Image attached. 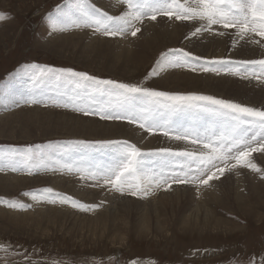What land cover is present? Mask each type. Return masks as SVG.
I'll return each mask as SVG.
<instances>
[{"label":"rangeland","instance_id":"1","mask_svg":"<svg viewBox=\"0 0 264 264\" xmlns=\"http://www.w3.org/2000/svg\"><path fill=\"white\" fill-rule=\"evenodd\" d=\"M114 2L121 5L116 13L96 0H90L109 15L117 16L124 11L125 5L120 0ZM64 4L65 0H0V12L7 17L0 21V114L14 111L11 119H0V153L22 151L29 147L48 153L49 145L60 150L59 146L75 140L122 139L135 143L144 151L163 147L175 151L199 147L174 140L159 131L149 133L126 120H104L50 103L47 106L17 105L5 100L6 85L21 88L14 74L26 64L72 68L100 79L143 83L161 91L195 92L264 108V79H244L223 71L215 74L199 70L193 72L189 68H170L157 77L145 80L159 54L169 48H184L207 59H264L263 50L258 56L250 57L248 49L239 46L241 40L233 45L236 37L234 29L225 31L228 34L225 38L227 43L222 48L205 45V41H200L204 40L202 37L191 36L197 26L192 24L197 22H182L163 16H158L155 21L145 18L142 24L137 25L141 31L136 36L129 33L110 37L87 27H73L49 35V25L44 17L57 5ZM164 25L178 26L180 34L170 37L166 33L152 35L146 32L148 27L159 30ZM213 29L212 32H203V35L223 31L220 26H213ZM63 33H67L65 37H62ZM80 35L83 37L80 38ZM52 36L60 38L56 41L58 43L50 42ZM136 63H140L139 66ZM169 72L189 73L197 77L175 82L163 80ZM207 76L208 81L205 80ZM222 78L228 87L215 84ZM56 87V82L51 81L45 90L54 95ZM24 108L40 109L53 115L50 119L55 123L28 125V120L39 117L37 112L19 117L16 113ZM73 116L96 124H123L133 128L134 132L138 131L134 136H125L124 133L120 136L119 130L113 137L68 135L69 132L60 129L56 123L68 121ZM180 119L187 122L192 117L182 116ZM102 132L99 130L97 133ZM137 134L139 139L135 138ZM149 138H156L157 143L146 146L145 139ZM111 155V149H81L79 153L72 154V159L83 156L92 163L106 164ZM57 159L60 157L54 156L47 167L38 171L33 169L31 174L24 170L0 172L1 176L29 181H24L21 187L16 185L15 189H0V214L3 215H0V245L5 246L4 250H0V264H260L264 259V173L238 167L233 171L226 170L223 176L209 181L208 185H200L198 181L173 184L171 188H153L146 196H132L115 191L110 186H93L96 181L60 168L55 163ZM252 159L264 169V154L253 153ZM62 163H71V160L64 158ZM45 188L97 207L84 210L79 206L73 207L71 202L61 203L55 196L34 200L32 195H25L33 193L39 197V190ZM9 200L30 207H9L6 203ZM16 214L26 216L27 221L14 219ZM205 216L208 218L203 221Z\"/></svg>","mask_w":264,"mask_h":264},{"label":"snow or ice","instance_id":"2","mask_svg":"<svg viewBox=\"0 0 264 264\" xmlns=\"http://www.w3.org/2000/svg\"><path fill=\"white\" fill-rule=\"evenodd\" d=\"M120 3L125 5L124 11L113 16L90 0H65L63 6L57 5L44 17L49 25V35L73 27H87L110 37L129 33L136 36L141 31L137 25L142 24L145 18L155 21L158 16H163L199 23L191 36L212 32L213 26H220L223 31L217 34L221 36L226 30H235L233 45L246 40L264 47V0H120ZM6 18L5 13L0 12V21ZM170 68L217 74L223 71L244 79H264V59H207L184 48H169L159 54L145 80ZM14 79L20 82L21 88L6 85L4 99L17 105L47 106L50 103L70 107L104 120H126L149 133L159 131L174 140L199 147L180 151L167 147L144 151L135 143L122 139L75 140L59 146L60 150L49 145L48 153L32 147L0 153V172L24 170L31 174L33 169L38 171L47 167L53 157L58 156L60 159L55 163L60 168L96 181L93 186H110L132 196H146L153 188H171L173 184L198 181L200 185H208L209 181L223 176L226 170L233 171L238 167L264 173V169L252 159L253 153L264 154V108L195 92L161 91L143 83L100 79L72 68L57 69L39 64L23 65L14 74ZM51 81L57 85L54 95L45 90ZM182 116L192 119L185 122L180 119ZM93 148L111 149L109 162L96 164L83 156L72 159L74 152ZM64 158L70 159L71 163H62ZM39 191V197L33 193L25 195H32L34 200L55 196L61 203L71 202L73 207L79 206L84 210L97 207L82 204L51 188ZM6 203L9 207H30L18 201ZM4 249L5 246L0 245V250ZM260 264H264V259Z\"/></svg>","mask_w":264,"mask_h":264},{"label":"bare ground","instance_id":"3","mask_svg":"<svg viewBox=\"0 0 264 264\" xmlns=\"http://www.w3.org/2000/svg\"><path fill=\"white\" fill-rule=\"evenodd\" d=\"M100 5H102V6H104V7H106V9L107 10H109L110 12H113V13H116L117 12V10L119 9V7L121 6L118 2H114V0H96ZM116 3V4H115ZM155 23V22H154ZM192 23V22H191ZM189 24V23H188ZM158 25V24H157ZM194 27L196 26V27H199V23H194V24H192ZM154 26V25H153ZM152 26V27H153ZM171 26V25H170ZM170 26H168L167 27V25L165 26H163V27H161L159 30H153L152 28H150V27H148L149 29L146 31L147 32V34H152V35H155V34H157V33H166V34H168V35H170V37H176V36H178L179 34H180V32H178V26H174V25H172V27H170ZM155 27V26H154ZM191 29H193V27L191 28ZM220 29V28H219ZM153 30V31H152ZM190 30V29H189ZM221 30V29H220ZM150 31H152V32H150ZM219 31V30H218ZM227 32V31H226ZM86 33V32H85ZM216 33V32H215ZM231 33V32H230ZM66 34L67 33H63V35H62V37H65L66 36ZM69 34V33H68ZM72 36L73 37V35L72 34H69V36ZM83 35H85V34H83ZM83 35H80V38H82L83 37ZM76 36H78V35H76ZM198 36H200V37H202L204 40H200V41H205L206 43H205V45H218L217 47H224L225 45H226V40H225V38H226V36H228V34L227 33H225V35H223V36H221V35H218V34H214V32L213 33H209V34H204L203 35V33L202 34H199ZM61 37V38H62ZM72 37H70L69 39H72ZM211 38V39H210ZM228 38V37H227ZM60 39V38H59ZM59 39H57V38H53V36L50 38V42L51 43H58V42H56V41H58ZM235 39H236V37H235ZM62 40V39H61ZM232 40V39H231ZM233 42V41H232ZM239 44H241V45H239V46H243V47H245V48H247L248 50H246V51H248L249 52V54H250V57L252 56H255V55H259V53H261V51L263 50L264 51V48L262 47V46H259V45H257V44H251V43H249V42H247L246 40H241V43H239ZM130 50H131V48H130ZM245 50V49H244ZM262 51V52H263ZM220 54V53H219ZM221 55V54H220ZM262 55H264V53L262 54ZM256 56V57H257ZM222 57V56H221ZM260 58H261V56H260ZM141 59H143L142 61H144V58L143 57H141ZM145 59H146V57H145ZM247 59H249V58H247ZM254 59V58H253ZM245 60V59H244ZM139 64L140 63H136L135 65H137V66H139ZM173 72H169V73H167L166 74V76H164V78H163V80H165V81H168V80H172V81H186V80H191V79H194V78H196L197 76L195 75V76H193L192 74H189V73H179V72H177V73H173V75H171ZM216 74V73H215ZM208 78V79H207ZM216 78V77H215ZM212 79V78H211ZM214 79V78H213ZM205 80L206 81H208L209 80V77L207 76L206 78H205ZM218 81V80H217ZM215 84H218V85H220V87H228L227 86V83H225V82H223V78H222V81H221V79L218 81V82H216ZM248 87V86H247ZM251 88V87H250ZM251 90V89H250ZM244 92V91H243ZM246 92V91H245ZM251 92V91H250ZM247 94V93H246ZM12 112H14V111H5V113H4V111L0 114V117H2V116H5V117H2V118H0V119H3V120H9V119H11V117L10 116H13V114H12ZM32 112H37V115H38V117L40 118H36V119H34V120H28V125H37V126H41V125H43V124H49V125H51V124H54L55 123V121H52L50 118H52L53 117V115H50V114H48V113H46V112H44V111H42V110H35V109H30V108H24V110H21V111H18V113H16V114H18V116L19 117H22V116H26L27 115V113H32ZM43 112V113H42ZM63 116H65V114H63ZM65 117H68V116H65ZM22 119H24V118H22ZM42 119V120H41ZM59 122V121H58ZM62 123H56L58 126H60L59 128L60 129H64V130H66L67 132H69V134L68 135H76V136H86V135H88V134H90V135H95V136H100V137H113V136H117V135H114V133H116V131L117 130H119L121 133H120V136H126V135H128V136H134V135H136V132L138 131H136V132H134V130H132V129H130V127H127V126H125V125H123V124H121V125H119V124H116V123H113V124H110V125H106V124H96L95 122H91L90 120H88V121H86V120H82L81 118H79V117H69V120L68 121H61ZM99 130H102L103 132H102V134H98L97 132H99ZM115 130V131H114ZM123 133H124V135H123ZM144 135V134H143ZM138 138L139 139V137H140V135L139 134H137V136H135V138ZM147 138V137H146ZM141 140V139H140ZM146 140V143H145V145L146 146H152V145H154V144H156L157 142H156V138L155 139H153V138H149V139H145ZM142 141V140H141ZM141 143V142H140ZM143 147V146H142ZM152 149V148H151ZM154 149V148H153ZM190 150V149H189ZM98 162V161H97ZM106 162V161H105ZM57 179V178H56ZM12 180H16V182H13ZM18 181V182H17ZM29 182L28 181V179H25V178H9V177H7V176H5V175H0V189H4L5 191L7 190V189H15V187H16V185H17V187H21V186H23L24 184H25V182ZM60 181V180H59ZM62 181V180H61ZM64 181V180H63ZM76 181H78V180H76ZM60 184V183H59ZM80 184V183H79ZM60 185H62V184H60ZM82 185V184H81ZM86 185V184H85ZM59 186V185H58ZM76 186V185H75ZM74 186V187H75ZM84 186V185H83ZM85 188V187H84ZM88 188V187H87ZM77 190V189H76ZM83 190V189H82ZM85 190H86V188H85ZM126 202H127V200H126ZM130 203V202H129ZM48 205H50V204H48ZM45 206H47V205H45ZM2 210H4L3 208H2ZM144 214H146V213H144ZM0 215H2V213L0 214ZM17 216H15L16 218H14V219H17L18 220V218H21V220L23 221V220H26L27 221V218H26V216L25 217H20V215H18V214H16ZM25 215H27V214H25ZM28 215H29V213H28ZM198 215V214H197ZM196 215V216H197ZM3 216V215H2ZM146 216V215H145ZM151 216V215H150ZM195 216V217H196ZM53 217V216H52ZM194 217V218H195ZM198 217V216H197ZM26 218V219H25ZM207 216H205L204 217V220L203 221H205V220H207ZM196 219V218H195ZM198 219H200V217L198 218ZM144 220V219H143ZM147 220V219H146ZM145 224H146V222H145ZM107 225V224H106ZM148 225V224H147ZM143 227V226H142ZM146 228V227H145Z\"/></svg>","mask_w":264,"mask_h":264}]
</instances>
